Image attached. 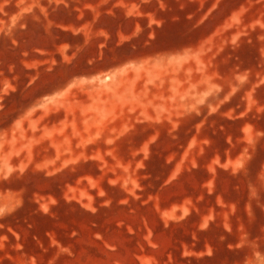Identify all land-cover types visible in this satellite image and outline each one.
Instances as JSON below:
<instances>
[{
  "label": "rangeland",
  "instance_id": "obj_1",
  "mask_svg": "<svg viewBox=\"0 0 264 264\" xmlns=\"http://www.w3.org/2000/svg\"><path fill=\"white\" fill-rule=\"evenodd\" d=\"M0 264H264V0H0Z\"/></svg>",
  "mask_w": 264,
  "mask_h": 264
}]
</instances>
